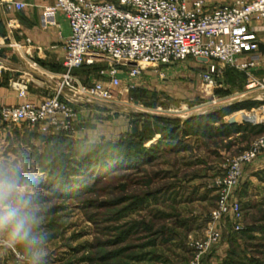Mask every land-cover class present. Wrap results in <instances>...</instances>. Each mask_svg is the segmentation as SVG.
Wrapping results in <instances>:
<instances>
[{
    "label": "rangeland",
    "instance_id": "374dc122",
    "mask_svg": "<svg viewBox=\"0 0 264 264\" xmlns=\"http://www.w3.org/2000/svg\"><path fill=\"white\" fill-rule=\"evenodd\" d=\"M231 1L207 0L205 4L217 7ZM206 67L205 62L187 59L147 68L132 81L134 90L123 92L126 82L120 83L118 92L123 97H118L123 100L108 104L111 109L93 106L97 114L88 127H98V132L100 125L104 127V135L94 144L157 133L158 140L144 147H160L161 133L169 123L149 124L147 116L180 122L183 132L190 134L180 131L144 164L117 166L115 162L95 173L78 168L77 152L63 151L58 141L60 136L74 137L75 120L71 135L0 123V129L37 133L31 142L20 141L21 146L19 141L5 145L0 135V162L19 167L36 183L40 228L47 237L41 264H190L191 244L204 238L216 207L213 183L229 160L264 138V133L248 130L226 133L221 126L225 117L218 124L206 119L224 108L231 96L243 95L247 81L243 72L218 67L221 73L211 89L201 80ZM171 69V74L165 72ZM97 73V69L82 71L83 84L97 81ZM245 92L255 93L253 97L264 104V91L256 87ZM118 128L126 131L111 139L110 133ZM6 153L12 154L6 158L9 161L4 159ZM253 163L242 168L236 194L243 213L242 230L232 233L229 225L219 226L220 241L202 256L201 264H264V190L254 183L245 194L244 174ZM0 264L31 261L21 247L0 244Z\"/></svg>",
    "mask_w": 264,
    "mask_h": 264
},
{
    "label": "built area",
    "instance_id": "2783aa9c",
    "mask_svg": "<svg viewBox=\"0 0 264 264\" xmlns=\"http://www.w3.org/2000/svg\"><path fill=\"white\" fill-rule=\"evenodd\" d=\"M43 8V25L65 17L70 35L64 43L63 73L53 94L41 104L26 101L16 106L0 103V122L9 126L27 125L41 133L71 135L81 104L105 106L116 100L124 72L128 83L124 92L134 90L133 80L147 68L195 59L207 67L202 82L216 88L222 69H234L247 76L246 90L264 91V81L250 75L257 64V32L264 31V0H234L231 5L209 7L204 0H51ZM17 8L23 5L14 4ZM259 22L257 28L252 22ZM258 29V30H257ZM106 64L97 75L105 82L79 85L74 71L82 67ZM219 70V71H218ZM27 84H18V95L25 98ZM260 102V98H256ZM261 104V103H260ZM243 115L245 123L264 125V104ZM241 122V123H242ZM264 152V138L247 152L229 160L213 186L216 207L202 240L193 242L190 264H201L203 255L220 241L219 226L240 232L242 208L236 194L241 170Z\"/></svg>",
    "mask_w": 264,
    "mask_h": 264
},
{
    "label": "crops",
    "instance_id": "0c3cea01",
    "mask_svg": "<svg viewBox=\"0 0 264 264\" xmlns=\"http://www.w3.org/2000/svg\"><path fill=\"white\" fill-rule=\"evenodd\" d=\"M204 1L205 3L209 2L207 0ZM14 4H20L23 7L17 8ZM51 4V0H0V103L3 106H16L24 101L33 105L41 104L53 94L55 83L63 73L64 43L70 35V28L67 20L61 14L55 16L53 24L43 25V8ZM259 26V22L254 21L251 23V27L257 28ZM257 40L258 49L256 56L258 60L255 67L250 71V75L256 80L264 81V31L258 30ZM229 70L237 71L234 69ZM82 71L84 70L74 71V77L79 85H84L85 76ZM165 72L171 74L172 69L165 70ZM96 79L97 81L95 80L93 83L107 81V78H102L98 75ZM118 79L120 83L122 82V85L126 82L125 86L129 82L124 72L119 73ZM21 82L26 83L28 87L24 99H21L18 95V84ZM93 83L91 82V84ZM245 83L247 84L246 80ZM245 91H247L246 85L243 95L239 98L236 95L231 96L228 101L223 103L225 104L224 108L239 104L242 106L240 110L224 118L225 124H229V119L237 113H244L261 105L253 97L255 93ZM120 96L123 97L121 93ZM121 97L114 100L111 106L118 103L119 100H123ZM93 106H96V104H81L75 107L77 108L76 132L74 137H72L73 140L87 141V143L94 144L99 142L104 135L103 125H100V132H98L97 125H95L97 127L95 130L88 127L94 124L92 119L97 114ZM105 106L111 109L108 105ZM96 107L103 106L97 105ZM255 127H263L264 130V125ZM125 131L126 128L122 132L119 131V128L112 130L113 133H110L111 139L118 138ZM36 134L18 128L0 129V135L6 141L5 145L13 141L16 143L19 141L17 144L21 146L22 142L20 141L29 139L28 142H31L33 141L31 138ZM158 138V134L155 133L147 144L155 143ZM9 155L12 154L6 153L4 159ZM7 160L9 161V159ZM244 181L247 184L245 188L246 197L249 187L254 183L264 190V156L257 158L246 169ZM262 196L264 198V193Z\"/></svg>",
    "mask_w": 264,
    "mask_h": 264
},
{
    "label": "clouds",
    "instance_id": "9594fccd",
    "mask_svg": "<svg viewBox=\"0 0 264 264\" xmlns=\"http://www.w3.org/2000/svg\"><path fill=\"white\" fill-rule=\"evenodd\" d=\"M35 181L15 165L0 162V244L21 247L31 264H41L47 237Z\"/></svg>",
    "mask_w": 264,
    "mask_h": 264
},
{
    "label": "trees",
    "instance_id": "16d2710c",
    "mask_svg": "<svg viewBox=\"0 0 264 264\" xmlns=\"http://www.w3.org/2000/svg\"><path fill=\"white\" fill-rule=\"evenodd\" d=\"M104 66L95 65L92 67H82L79 70H90V69H99L103 68ZM241 105H234L228 108H222L216 113L208 116L206 119L209 122H214V124H218V122L223 117L229 116L233 112H236L241 109ZM149 124H161L164 123L169 125L164 128L161 133V145L160 147H151L150 149H146L144 146L147 142H149L154 134L145 136L144 138L135 136H128L126 140H121L118 143H98V144H91L85 141H78L73 140L71 138H67L65 136L59 137V143H62L63 151H67L68 153L77 152L79 157L78 162L76 163L78 168H82L84 170H91L94 169V173L98 170H103L105 167H109L111 164L116 162L117 166L122 164H129L135 165V162H140V164H144L147 161H151V156L154 155L159 149L160 151L163 150L164 145L162 144H170L169 142L176 138L178 133L181 131L184 136H190L189 133L186 131L183 132L180 122L164 120L158 117H150L147 116ZM193 122V119L189 120L188 122H183V127L187 126V124ZM148 124V123H147ZM221 126L226 133H230V135L240 134L241 131H250L256 132V134L263 133V127H251V126H242V125H230L222 123ZM174 134V135H173ZM63 135V134H62ZM147 135V134H146ZM136 142H134V140ZM57 140V139H55ZM165 145V146H167ZM126 147V148H124ZM131 148V150H130ZM105 168V169H107ZM75 171V169H73ZM76 173V171H75ZM95 175V174H93Z\"/></svg>",
    "mask_w": 264,
    "mask_h": 264
},
{
    "label": "water",
    "instance_id": "95a60500",
    "mask_svg": "<svg viewBox=\"0 0 264 264\" xmlns=\"http://www.w3.org/2000/svg\"><path fill=\"white\" fill-rule=\"evenodd\" d=\"M242 121H243V115L238 113L229 119V124L236 125L238 123H241Z\"/></svg>",
    "mask_w": 264,
    "mask_h": 264
},
{
    "label": "bare ground",
    "instance_id": "6f19581e",
    "mask_svg": "<svg viewBox=\"0 0 264 264\" xmlns=\"http://www.w3.org/2000/svg\"><path fill=\"white\" fill-rule=\"evenodd\" d=\"M247 97V96H246ZM184 119V118H183Z\"/></svg>",
    "mask_w": 264,
    "mask_h": 264
}]
</instances>
